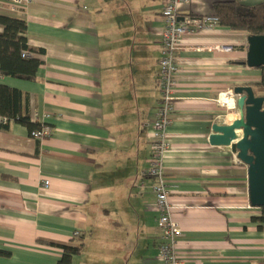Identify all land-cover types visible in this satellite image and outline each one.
<instances>
[{"label":"crops","instance_id":"crops-1","mask_svg":"<svg viewBox=\"0 0 264 264\" xmlns=\"http://www.w3.org/2000/svg\"><path fill=\"white\" fill-rule=\"evenodd\" d=\"M218 1L229 0H189L180 13L213 14ZM164 4H28L25 36L42 63L35 79L0 73V83L25 92L31 121L53 132L38 140L17 121L0 128V264H57L58 244L80 243L75 264H160L156 196L141 171L160 99ZM249 35L218 25L186 36L179 52L164 165L182 264H264L249 165L235 146L210 142L213 124L239 115L221 93L251 85L264 95L262 69L246 62Z\"/></svg>","mask_w":264,"mask_h":264},{"label":"built area","instance_id":"built-area-1","mask_svg":"<svg viewBox=\"0 0 264 264\" xmlns=\"http://www.w3.org/2000/svg\"><path fill=\"white\" fill-rule=\"evenodd\" d=\"M30 2L31 0H0V14L24 18ZM187 2L189 0H165L162 12L164 20L161 31L162 55L159 59L158 74L160 99L152 123L149 166L141 171V185L145 186L148 179H151L150 185L156 196L154 206L158 213L160 229V264H182L177 252V244L183 235V230L173 217L175 206L169 198L171 185L167 181L164 165L165 155L171 148L167 128L172 122L176 109L175 91L180 67L179 52L186 36L220 25L219 17L214 14L182 16L180 5ZM23 55L31 56L32 53L24 51ZM229 92L233 93L231 90ZM223 96H227V92L221 93L219 96L220 101L227 103L223 101ZM230 98L233 100L232 107L236 108V98L233 96ZM0 122L7 124L8 119L2 118ZM52 132L53 128L49 123L40 122V127L33 130L31 136L43 140ZM43 185L47 187L49 180H45Z\"/></svg>","mask_w":264,"mask_h":264},{"label":"trees","instance_id":"trees-1","mask_svg":"<svg viewBox=\"0 0 264 264\" xmlns=\"http://www.w3.org/2000/svg\"><path fill=\"white\" fill-rule=\"evenodd\" d=\"M214 15L219 17L220 25L234 30L247 31L251 35H264V0H229L214 4ZM0 73L2 75L35 79L41 60L24 56V51H32L28 39L27 22L23 18L0 14ZM261 79L255 85L264 91V66ZM8 119V123L0 122V128H7L11 121L23 123L30 133L40 127V122H32L29 114L28 96L22 90L0 83V120ZM262 215L254 220L264 223V206ZM263 228L264 226H259ZM64 249L62 258L57 264H75L74 256L81 252L83 243L77 245L58 244Z\"/></svg>","mask_w":264,"mask_h":264},{"label":"water","instance_id":"water-1","mask_svg":"<svg viewBox=\"0 0 264 264\" xmlns=\"http://www.w3.org/2000/svg\"><path fill=\"white\" fill-rule=\"evenodd\" d=\"M247 64L264 66V35H249ZM233 93L239 115L229 124H213L210 142L213 145L235 146L238 157L249 165L250 201L264 206V95H257L253 86L238 85Z\"/></svg>","mask_w":264,"mask_h":264},{"label":"bare ground","instance_id":"bare-ground-1","mask_svg":"<svg viewBox=\"0 0 264 264\" xmlns=\"http://www.w3.org/2000/svg\"><path fill=\"white\" fill-rule=\"evenodd\" d=\"M223 101L227 102L230 106L233 105V100L231 98H228L227 96H223Z\"/></svg>","mask_w":264,"mask_h":264}]
</instances>
